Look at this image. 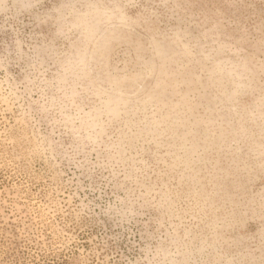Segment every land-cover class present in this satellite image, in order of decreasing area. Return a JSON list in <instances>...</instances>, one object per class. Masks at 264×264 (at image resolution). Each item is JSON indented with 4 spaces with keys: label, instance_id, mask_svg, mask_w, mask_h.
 I'll return each mask as SVG.
<instances>
[{
    "label": "rangeland",
    "instance_id": "obj_1",
    "mask_svg": "<svg viewBox=\"0 0 264 264\" xmlns=\"http://www.w3.org/2000/svg\"><path fill=\"white\" fill-rule=\"evenodd\" d=\"M0 264H264V0H0Z\"/></svg>",
    "mask_w": 264,
    "mask_h": 264
}]
</instances>
